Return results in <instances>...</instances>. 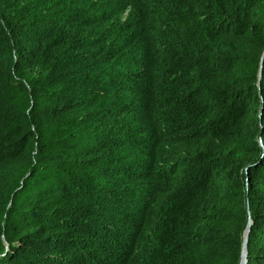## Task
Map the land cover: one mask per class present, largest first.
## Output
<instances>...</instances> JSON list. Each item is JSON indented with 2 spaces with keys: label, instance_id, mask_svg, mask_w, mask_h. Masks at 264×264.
<instances>
[{
  "label": "trees",
  "instance_id": "trees-1",
  "mask_svg": "<svg viewBox=\"0 0 264 264\" xmlns=\"http://www.w3.org/2000/svg\"><path fill=\"white\" fill-rule=\"evenodd\" d=\"M257 189L264 0H0V264H264Z\"/></svg>",
  "mask_w": 264,
  "mask_h": 264
},
{
  "label": "rangeland",
  "instance_id": "rangeland-1",
  "mask_svg": "<svg viewBox=\"0 0 264 264\" xmlns=\"http://www.w3.org/2000/svg\"><path fill=\"white\" fill-rule=\"evenodd\" d=\"M49 181H50V176H49V174H46V173H44V172H36V174L33 176V177H31L30 179H29V181H28V186H29V189L31 188V190L33 191V190H39V191H43V189L48 185V183H49ZM262 193H264V190H259V189H257V190H254L253 191V193H250L251 194V196H252V194H254V196L255 197H258V195H261ZM255 199V198H254ZM254 201V200H253ZM251 199H246V200H244V207L246 206V204L248 205V204H250L251 205ZM243 222V220L242 219H240V221H239V225H238V228H239V226H240V224ZM244 226H245V223H244ZM242 230V226H241V228L238 230L239 231V233L237 234V238H236V240L237 239H240V231ZM245 232V231H244ZM244 232H243V234H244ZM264 244V240L262 241V242H260V245H263ZM241 244L239 245V247H236L235 248V251L237 252V253H233V262H235V264H238V261H239V252H240V250H241ZM255 249V248H254Z\"/></svg>",
  "mask_w": 264,
  "mask_h": 264
},
{
  "label": "water",
  "instance_id": "water-1",
  "mask_svg": "<svg viewBox=\"0 0 264 264\" xmlns=\"http://www.w3.org/2000/svg\"><path fill=\"white\" fill-rule=\"evenodd\" d=\"M250 224H251V220H250V218L248 217L247 218V222H246V229H245V232L244 233H248V229H249V226H250ZM247 235V234H246ZM246 238H247V236H246ZM244 248L246 249V242L244 243V245H243V250H244ZM242 262H243V264H246V252L244 253V251H242V249L240 250V255H239V261H238V264H242Z\"/></svg>",
  "mask_w": 264,
  "mask_h": 264
},
{
  "label": "bare ground",
  "instance_id": "bare-ground-1",
  "mask_svg": "<svg viewBox=\"0 0 264 264\" xmlns=\"http://www.w3.org/2000/svg\"><path fill=\"white\" fill-rule=\"evenodd\" d=\"M245 229L246 228H244V230H243V232L245 231ZM247 234V232L246 233H244V234H242V242H241V249H242V251H244V253L246 252V249L244 248V250H243V245H244V243L246 242V235ZM246 254H247V252H246ZM242 264H243V262H242Z\"/></svg>",
  "mask_w": 264,
  "mask_h": 264
},
{
  "label": "clouds",
  "instance_id": "clouds-1",
  "mask_svg": "<svg viewBox=\"0 0 264 264\" xmlns=\"http://www.w3.org/2000/svg\"><path fill=\"white\" fill-rule=\"evenodd\" d=\"M247 215H248V212H247ZM249 216H247V218H248ZM250 218V217H249ZM246 222H247V220H246ZM241 244V243H240ZM239 255H240V252H239Z\"/></svg>",
  "mask_w": 264,
  "mask_h": 264
}]
</instances>
